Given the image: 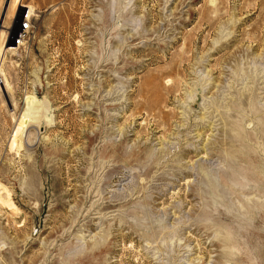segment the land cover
<instances>
[{"label": "rangeland", "instance_id": "obj_1", "mask_svg": "<svg viewBox=\"0 0 264 264\" xmlns=\"http://www.w3.org/2000/svg\"><path fill=\"white\" fill-rule=\"evenodd\" d=\"M14 1L0 264H264V0Z\"/></svg>", "mask_w": 264, "mask_h": 264}, {"label": "built area", "instance_id": "obj_2", "mask_svg": "<svg viewBox=\"0 0 264 264\" xmlns=\"http://www.w3.org/2000/svg\"><path fill=\"white\" fill-rule=\"evenodd\" d=\"M24 11V9H23ZM33 30V13L27 10L22 15V22L20 24V31L15 37V46L20 47L26 42V36Z\"/></svg>", "mask_w": 264, "mask_h": 264}, {"label": "bare ground", "instance_id": "obj_3", "mask_svg": "<svg viewBox=\"0 0 264 264\" xmlns=\"http://www.w3.org/2000/svg\"><path fill=\"white\" fill-rule=\"evenodd\" d=\"M22 1L23 0H15L14 2H15V9H16V7L18 8L19 7V9L21 8V9H28L29 8V6H25V5H23V3H22ZM31 8V7H30ZM30 11V13H32L31 12V10H29ZM15 12V11H14ZM21 22H22V17H21V21H20V24H21ZM4 30H5V27H2ZM19 31H20V25H19ZM18 34V33H17ZM8 47H12V45H9ZM8 203H9V201H7Z\"/></svg>", "mask_w": 264, "mask_h": 264}]
</instances>
